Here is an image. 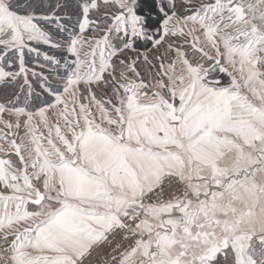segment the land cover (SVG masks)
Listing matches in <instances>:
<instances>
[{
  "label": "snow or ice",
  "instance_id": "snow-or-ice-1",
  "mask_svg": "<svg viewBox=\"0 0 264 264\" xmlns=\"http://www.w3.org/2000/svg\"><path fill=\"white\" fill-rule=\"evenodd\" d=\"M69 7L0 0V264H264V0Z\"/></svg>",
  "mask_w": 264,
  "mask_h": 264
},
{
  "label": "crops",
  "instance_id": "crops-1",
  "mask_svg": "<svg viewBox=\"0 0 264 264\" xmlns=\"http://www.w3.org/2000/svg\"><path fill=\"white\" fill-rule=\"evenodd\" d=\"M44 2L45 4H48L49 2H55V0H44ZM62 2H66L67 4L70 5V7L66 10V13H62V15H70L72 17L71 20L66 21L68 27L72 28L74 25L77 24L78 20L80 19V12L78 10V0H62ZM52 30H55L54 26L52 27ZM141 42L146 44V42L143 40H141ZM36 47L38 49L42 48L41 50L42 53L47 50H52L45 45H36ZM140 51L144 52L145 49L140 50ZM49 54H52V52L50 51ZM25 61H26V67L29 73V80L33 82V84H34V81L37 80V76H33L32 73H37V74L43 73L44 75H49V77H51L52 73H50L49 69L51 68L53 70V73L55 72L54 68H56V66L50 65L49 62L44 61L42 55L37 56L35 53L26 52ZM41 65H45V66L41 67ZM18 79L20 83L23 82L22 78H18ZM0 143H3V142L0 141ZM4 146L7 147V145H4ZM3 155L4 153H0V156H3ZM13 160L15 161V157H13Z\"/></svg>",
  "mask_w": 264,
  "mask_h": 264
},
{
  "label": "rangeland",
  "instance_id": "rangeland-1",
  "mask_svg": "<svg viewBox=\"0 0 264 264\" xmlns=\"http://www.w3.org/2000/svg\"><path fill=\"white\" fill-rule=\"evenodd\" d=\"M51 31H53V33H55V30H52V29H51ZM64 35H65L64 33H60V34H59L60 37H63ZM41 50H42V48L39 49L40 52H41ZM50 51L52 52V54L55 52V50H47V52H50ZM41 53H42V52H41ZM57 55H59V54L57 53ZM55 70H56V68H54V71H55ZM60 71H61V73H62V69H61ZM50 79H51V77H50ZM34 84H35V86H36V81H34Z\"/></svg>",
  "mask_w": 264,
  "mask_h": 264
},
{
  "label": "trees",
  "instance_id": "trees-1",
  "mask_svg": "<svg viewBox=\"0 0 264 264\" xmlns=\"http://www.w3.org/2000/svg\"><path fill=\"white\" fill-rule=\"evenodd\" d=\"M138 43H139V45H140V50H144V49H146L147 47H150V44H148V43L144 44V43L141 42V41H139Z\"/></svg>",
  "mask_w": 264,
  "mask_h": 264
}]
</instances>
